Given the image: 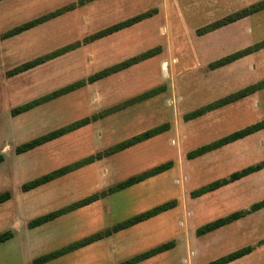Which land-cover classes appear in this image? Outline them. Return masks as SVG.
Listing matches in <instances>:
<instances>
[{"label": "rangeland", "instance_id": "374dc122", "mask_svg": "<svg viewBox=\"0 0 264 264\" xmlns=\"http://www.w3.org/2000/svg\"><path fill=\"white\" fill-rule=\"evenodd\" d=\"M77 1L0 0V153L5 157L0 163V192L11 193L10 199L0 203V232H14L12 238L0 243V264H32L37 256L103 232L170 200H176L175 207L44 264H120L168 241H174V247L132 264H204L249 244L255 246L250 254L227 264H264V244L257 245L264 238V209L206 234L196 233L200 225L263 199L264 168L201 196L190 195L195 188L264 160V129L196 158L186 157L191 149L264 119V88L185 119L191 111L264 79V48L210 66L264 39V9L251 14L242 26H229L228 32L219 27L200 34V28L226 11L188 18L184 11L178 16L172 5L170 18L160 20L165 26L160 28V49L147 61L12 114L18 105L132 57L114 32L82 42L26 71L9 74L23 62L83 41L129 12L124 0H90L28 30L5 35L17 25ZM249 25L253 33L238 36V31H246ZM153 89L157 91L152 95L124 105ZM93 115L98 116L59 138L24 153L15 150L23 142ZM165 123L167 130L105 154L119 142ZM93 155V160L48 183L22 190L24 182ZM168 160L173 165L162 173L40 226H28L32 218L101 194Z\"/></svg>", "mask_w": 264, "mask_h": 264}, {"label": "trees", "instance_id": "16d2710c", "mask_svg": "<svg viewBox=\"0 0 264 264\" xmlns=\"http://www.w3.org/2000/svg\"><path fill=\"white\" fill-rule=\"evenodd\" d=\"M87 1H90V0H78L77 2L67 4V5L60 7L57 10L52 11L48 14L36 17V18L31 19L29 21H26L20 25H17L16 27L7 31L5 35L11 36V35L18 34L22 31L28 30V29H30V28L50 19V18H53L55 16H58L62 13H65V12L75 8L77 5H82ZM263 9H264V0H259V1L249 5L247 7H244L242 9L237 10V11H234V12L218 19L217 21H215L213 23H209L208 25L203 26L202 28L199 29V32H200V34L205 33V32H210L211 30H214V29H217V28L222 27L224 25L233 23L237 20H240L246 16L254 14V13L261 11ZM156 12H157L156 8H152V9L147 10L145 12L139 13L137 15H134V16H131V17L126 18L124 20H121L119 22H116V23H114V24H112V25H110L104 29H101V30L85 37L83 39V41H81V42L78 41V42L71 43V44L59 49L58 51H56L50 55L38 57L36 59L23 62L20 65L14 67L12 70H10L9 74L14 75V74L26 71V70L36 66L37 64L43 62L44 60H46L48 58L62 54L67 50L73 49L74 47L76 48L82 42L88 43V42L94 41L100 37H103V36H106L108 34H112L114 32H117L121 29H124L126 27L131 26L132 24H134L136 22H139L142 19H145L147 17L152 16ZM261 48H264V39L260 40L258 42H255L254 44L249 45L245 48H242V49H240L234 53L223 56V57L213 61L210 64V66L214 68V67H218V66L227 64L229 62L236 60L237 58H240L244 55L250 54V53L257 51ZM159 49H160V46L150 48L149 50H146L140 54L134 55V56L127 58L121 62H118L112 66H109V67H107V68H105L99 72H96V73L88 76L86 79L78 80L74 83H71L67 86H64L60 89H57V90L53 91L52 93H50L49 95L44 96L41 99L31 100V101L26 102L24 104L18 105L16 107L12 108V114L17 115V114H20L22 112H25V111L35 107L36 105L40 104L43 101H47L49 99H52V98H55V97L60 96L62 94H65L67 92H70L76 88H79V87L85 85L87 82H90V83L94 82L100 78H103V77L111 74V73H114L116 71L127 68V67H129L135 63H138L142 60L148 59L149 57L155 55V53L157 51H159ZM263 88H264V79L260 80L258 82H255L253 84H250L246 87H243L240 90L232 92V93H230V94H228V95H226V96H224V97H222V98H220V99H218L212 103H209L207 105L199 107L194 111H191L190 113L185 115V119L190 120L193 118H197V117L205 114L208 111H211V110L218 108L220 106H223L225 104L239 100V99H241L245 96H248V95H250V94H252V93H254L260 89H263ZM156 91H157L156 89H153V90H150L148 92H145L144 94H142L136 98H133L132 100L126 101V103L124 105L130 104L132 102L138 101V100L143 99V98H146V97L152 95ZM107 112L108 111H105L103 113H100L99 115H103ZM97 116L98 115H93L92 117H85V118H82L80 120L74 121L68 125H64V126H61L57 129L51 130L45 134H42L40 136H37L35 138H32L26 142H23V143L17 145L15 150L19 154L27 152L29 150H32L37 146H40L46 142L52 141L56 138H59L65 134L83 126V125L88 124L92 119H95ZM167 128H168V124L165 123V124H162L158 127H154V128L148 129L146 131H143V132L136 134L130 138H127V139L119 142L118 144L112 146L111 148L107 149L105 151V154H111V153L126 149L132 145H135L141 141L149 139L150 137L167 130ZM262 129H264V119L259 120L257 122H254V123H252V124H250L244 128L237 129V130H235L229 134H226V135H224V136H222V137H220V138H218L212 142L202 144V145H200L194 149H191L186 153V157L188 159L196 158V157L201 156V155H203L209 151L220 148V147H222L228 143H231V142H234L238 139L244 138V137H246L250 134H253L254 132L260 131ZM4 158H5L4 154L0 153V163L4 160ZM94 158H95L94 155L90 156V157L84 159L83 161H78L74 164H69V165L59 167V168L54 169L50 172H47L43 175H40L34 179H31L27 182H24L21 186L22 190L23 191H29V190L34 189L38 186H41L45 183H48V182H50V181H52V180H54V179H56V178H58L64 174L70 172L71 170L81 166L82 164L93 160ZM172 165H173V161L168 160V161L162 162L156 166H153L149 169H146L142 172L131 175V176L127 177L126 179L117 182L115 185L109 187L108 189L103 190L101 194H95V195H92L89 197H85L82 200H80V201H78V202H76L70 206L63 207L60 209H56V210L47 212L45 214L39 215L35 218H32L31 220H29L28 226L30 228H33V227H37V226H40L42 224H45L47 222H50V221L56 219L57 217L65 214V213H67V212H69V211H71L77 207L88 204V203H90V202H92V201H94V200H96L102 196L115 193L119 190H123V189L130 187L134 184H137L143 180H146L152 176H155L159 173H162V172L170 169L172 167ZM262 168H264V160L257 162L255 164L248 165V166L243 167L239 170H236V171L230 173L226 177L215 179V180H213V181H211V182H209V183H207L201 187L195 188V189L191 190L190 195L193 198L201 196L205 193L214 191V190H216L222 186H225V185H228L232 182L240 180L241 178L248 176L249 174H252L254 172H257V171L261 170ZM10 198H11V193L9 190H5V191L0 192V203H3ZM176 204H177L176 200H170V201L161 203V204L154 206V207H152L146 211L135 214L132 217L115 224L112 228L106 229L103 232H98L94 235L88 236L82 240L68 244L62 248L57 249V250L50 251L48 253L37 256L33 259L32 264H44L50 260H53L55 258H58V257L64 255L66 253H69L73 250H76V249H78V248H80V247H82V246H84L90 242L101 239L104 236L110 235L111 233H113L115 231L130 227L134 224H137V223L142 222L144 220H147L153 216H156L157 214H159L161 212H164L166 210H169V209L175 207ZM262 209H264V198L260 199L256 202L251 203L250 206L246 209L234 210L227 215L218 217L216 219H213L209 222H206V223L200 225L199 227H197L196 233L198 235L206 234V233L214 231L220 227H223L229 223H232V222H234V221H236V220H238V219H240V218H242L248 214H251L253 212H256V211H259ZM13 236H14L13 230H5V231L0 232V243L7 241L8 239L12 238ZM262 244H264V238L259 240L257 243V245H262ZM174 245H175L174 241L164 242V243H162V244H160V245H158V246H156V247H154L148 251H145V252L131 258V259L125 260V261L121 262L120 264H132L136 261L143 260V259L149 258L153 255H156L158 253L169 250L172 247H174ZM254 248H255L254 245L249 244V245L240 247L234 251H231L227 254L219 256V257H217L213 260H210L204 264H227V263H230V262H232L236 259H239L245 255L250 254L254 250Z\"/></svg>", "mask_w": 264, "mask_h": 264}, {"label": "crops", "instance_id": "0c3cea01", "mask_svg": "<svg viewBox=\"0 0 264 264\" xmlns=\"http://www.w3.org/2000/svg\"><path fill=\"white\" fill-rule=\"evenodd\" d=\"M148 1L149 0H124L123 5H125L126 9H129V12L127 11L128 13L126 12L125 15L119 17L118 19L124 20L131 16L145 12L150 8H156L157 10V12L152 16L142 19L139 22H136L131 26L114 33L116 36H120L119 44L122 46V48L124 47V51H126L127 55L133 56L153 48L154 46L156 47L160 45L158 44L160 40V28L162 27L164 29L165 27L164 23L160 24V20H168L170 18L172 5V9L178 13V16H180V11H184L188 18H190V16L196 18L199 15H207L208 13L216 11L222 13L226 11V14H222L221 17L216 18L220 19L259 0H156L152 4H148ZM188 2H190V6ZM142 5L148 6H145L142 8V10H134V7L139 9V7ZM249 17L250 15L235 21L234 23L224 25L220 27V30L224 29L226 32H228L229 26H232L233 24H239V26H242L245 20H247ZM246 28V31H238V36L253 33L254 29L252 25H249ZM147 60L148 59H146V61Z\"/></svg>", "mask_w": 264, "mask_h": 264}]
</instances>
